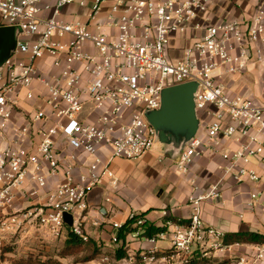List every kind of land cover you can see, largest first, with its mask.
<instances>
[{
  "label": "built area",
  "instance_id": "built-area-1",
  "mask_svg": "<svg viewBox=\"0 0 264 264\" xmlns=\"http://www.w3.org/2000/svg\"><path fill=\"white\" fill-rule=\"evenodd\" d=\"M44 1L0 0V25L18 30L14 54L0 71V243L29 225L57 238L70 228L87 242L90 191L105 178L117 183L115 158L137 160L155 148V129L144 112L160 107L163 88L197 81L200 126L182 150L177 168L187 172L196 158L215 151L222 140L236 146L227 145L221 152L223 175L206 191L191 180L188 220L147 237L155 243L168 233L171 246L129 254L122 264H187L216 253L232 257L239 243L226 242L224 230L204 222L202 204L222 197L227 176L237 184L262 180L255 162L264 166V101L232 92L228 79L253 63H264V3L257 4L249 19L203 25L215 0H112L106 20L93 31L59 18L75 0L52 5ZM107 1H94L92 21L98 20ZM43 9L52 10V16L43 18ZM104 26L115 27L116 35L103 32ZM189 29L203 33L184 48L182 57L171 59L172 37ZM35 82L44 89L38 97L48 110L40 107L26 114L20 102L23 94L34 98ZM61 136L64 148L58 146ZM104 148L107 157L100 155ZM77 152L93 157L78 180L72 165ZM61 171L64 178L48 192L46 202L15 208L19 198L38 196L48 176L57 177ZM248 194L247 207H258L264 214V189ZM64 213L72 215L71 226ZM128 219L136 225L145 222L135 211ZM122 226L113 223L117 230ZM112 241H119L118 233ZM236 264H264V249L238 256Z\"/></svg>",
  "mask_w": 264,
  "mask_h": 264
},
{
  "label": "crops",
  "instance_id": "crops-1",
  "mask_svg": "<svg viewBox=\"0 0 264 264\" xmlns=\"http://www.w3.org/2000/svg\"><path fill=\"white\" fill-rule=\"evenodd\" d=\"M80 1L83 3L81 4ZM94 1L75 0L62 9L59 18L65 22H80L88 25L91 30L97 31V24L104 22L109 14L112 0H108L103 5L98 20L92 21L90 14ZM56 2L57 0H45L43 5H52ZM260 2L264 3V0H215L210 4L201 23L210 25L236 18L249 19ZM40 15L43 18H49L52 16V10L43 9ZM101 30L110 36H115L117 33L115 27L104 26ZM202 33V30L189 29L185 34L173 36L168 48L169 57L171 59L182 57L184 48L191 41L199 38ZM87 47L94 51L92 46ZM21 57L25 58L26 55H21ZM229 79H233L235 92L264 101V63H253L243 74L233 75ZM33 86L35 88L34 98L27 99L23 94L20 102V108L26 114L45 107L38 97V94L44 89L37 82ZM46 109L48 110V108ZM38 125H42L41 122H38ZM64 141L62 136L58 138L60 148L66 146ZM227 145L235 147L236 143L222 140L215 151H206L202 156L196 158L187 172H182L177 168L180 155L176 159H171L164 155L158 147L137 160L115 158L112 168L117 183L114 185L111 179L105 178L89 194V207L85 220V230L89 240L94 241L102 249L111 247L117 249L122 241L119 240L117 243L112 241L113 235L118 233V230L113 227V223L124 224L129 220L128 216L132 211L139 214L145 222L157 227H164V231L167 232L170 223L187 221L191 212L188 203L192 189L191 180L196 179L200 191H206L216 183L223 175L221 166L225 161L221 152ZM62 151L64 154L68 153L65 149ZM100 155L107 157L108 150L101 149ZM92 159L93 157L88 154L77 152L76 159L72 162L73 175L76 180L80 174L86 172L87 165ZM255 167L262 176L259 183L245 181L237 184L227 176L221 184L222 197L203 202L202 217L207 225L224 230L226 235L233 232L264 233L263 212L258 207L250 209L246 205L248 193L251 190L264 189V166L255 162ZM63 178L62 171L57 177L48 176L47 185L39 189L38 196L28 199L19 198L15 203V208L46 202L48 192L54 190ZM134 227L136 229L128 233L125 240L124 248L128 254L120 258V261L129 254H138L142 250L152 247L164 250L171 246L168 233L165 238L157 239L155 243H152L147 240L148 236L143 235L142 224L136 225L134 222ZM214 255L216 257L229 254L216 253Z\"/></svg>",
  "mask_w": 264,
  "mask_h": 264
},
{
  "label": "rangeland",
  "instance_id": "rangeland-1",
  "mask_svg": "<svg viewBox=\"0 0 264 264\" xmlns=\"http://www.w3.org/2000/svg\"><path fill=\"white\" fill-rule=\"evenodd\" d=\"M232 92L233 79H228ZM155 147L161 150L160 143L156 140ZM66 231L61 237H54L44 229L29 225L25 229H18L16 232L7 234L0 243V264H37L38 262H57L58 264H122L117 257L116 249H102L95 252L86 246H79L71 249L66 244ZM264 249V242L261 243H239L233 248L232 257L222 255H210L207 258L199 259L202 264H236L238 256L249 254L250 256L259 250ZM94 254V255H93ZM89 256H93L88 259ZM174 264H183L180 261Z\"/></svg>",
  "mask_w": 264,
  "mask_h": 264
},
{
  "label": "water",
  "instance_id": "water-1",
  "mask_svg": "<svg viewBox=\"0 0 264 264\" xmlns=\"http://www.w3.org/2000/svg\"><path fill=\"white\" fill-rule=\"evenodd\" d=\"M18 30L15 26L0 25V71L5 61L14 54ZM197 81H187L163 88L158 109L146 110L144 115L155 129L161 152L176 159L186 143L200 126L196 110ZM67 225H72V215L64 213Z\"/></svg>",
  "mask_w": 264,
  "mask_h": 264
},
{
  "label": "trees",
  "instance_id": "trees-1",
  "mask_svg": "<svg viewBox=\"0 0 264 264\" xmlns=\"http://www.w3.org/2000/svg\"><path fill=\"white\" fill-rule=\"evenodd\" d=\"M142 228L144 230L143 235L151 237L153 235H156L159 232H162L165 230L164 227H157L154 224H150L148 222H144L142 224ZM136 228L134 227V221L133 220H127L123 226L118 230V237L119 240L122 241V244L116 249V253L120 258L126 256L128 253L125 246V240L128 233L132 232ZM67 237H66V244L71 249L78 248L79 246H86L92 249L93 252L98 250L100 247L92 240H88L87 242L82 241L81 238L73 234V232L70 230V228H67ZM225 241L228 243H261L264 242V233L260 232H233L228 233L225 237ZM94 255V254H93ZM93 257V256H92ZM91 256L88 257V259L92 258ZM203 262L201 260H190L187 264H202ZM32 264V263H27ZM35 264V263H34ZM37 264H58L57 262H38Z\"/></svg>",
  "mask_w": 264,
  "mask_h": 264
}]
</instances>
